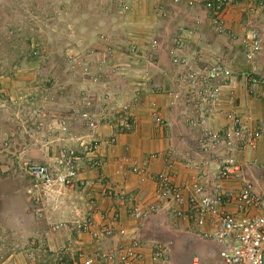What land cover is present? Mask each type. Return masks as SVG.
<instances>
[{
    "label": "crops",
    "instance_id": "1",
    "mask_svg": "<svg viewBox=\"0 0 264 264\" xmlns=\"http://www.w3.org/2000/svg\"><path fill=\"white\" fill-rule=\"evenodd\" d=\"M169 1H164V4L170 6H160L163 12L158 6L154 9L152 2H145L142 6L145 8L141 10L143 3H140L137 9L141 11L138 10L132 17L133 21L138 22L136 28L139 29L133 33L134 39L131 38L129 43L136 42L145 53L151 51L148 53L150 57L145 58L151 59L146 61L147 65L140 67L142 75L137 78L134 71L128 69V73H125L121 70L129 83L124 88H115L123 80V77H118L119 80H114L116 85L112 91L115 98H122L123 101L132 98L140 90V106L134 113L129 132H119V118L106 121L96 133L88 131L87 144L93 140H106L113 135L117 136V142L109 147L102 144L95 157L87 156V160L79 162V179L86 186L72 191L50 189L36 201L28 193L30 182L27 186L17 177H0V249L4 264H61L65 260L69 264H80L75 250L85 251L87 256L95 254L97 250L116 251L128 245L132 237L142 243L143 258L136 264H153V250L158 244L168 250L164 264H224L219 256V246L202 236L213 231L211 221L198 225L187 217H179L170 203L163 204L162 210L144 220H136L133 212L136 208L148 207L157 201V184L151 176L166 171L170 165L174 171V183L178 187H191L199 172L206 173L208 180L214 181L215 166L209 163V155L200 149L198 133L185 126L181 110L169 106L163 89L172 87L178 71L171 64L168 41L181 28L202 35L200 41L194 39L188 44V53L203 51L208 59L224 60L238 78L233 80L232 86L224 88L223 98L235 93L241 101V111L248 113L254 124H260L263 137L257 151L247 157L240 153H236V156L242 161L246 158L256 159L264 168V96L253 98L246 83L239 81V75L247 71L249 66L244 61L242 48L237 41L251 30L264 29V0H230L222 12L228 28L235 36L234 41L224 37L229 43L216 39L210 26L213 12L204 7L209 0H183L177 5ZM190 2L192 6L188 5ZM166 12L170 13L168 21L172 20L175 24L171 30L166 24L167 20L162 17V13ZM184 12L186 17L183 16ZM153 41H160L162 45L152 49ZM235 51L240 60L234 59ZM252 70L255 74L264 75V45ZM153 102L157 104L166 126L156 120L151 108ZM225 126L226 121L221 118H215L210 125L215 130ZM152 154L160 156L151 159L149 156ZM49 160L52 159L48 158L44 163ZM131 166H145L147 173L138 175L128 172L127 168ZM262 174L261 169L248 172L250 179L259 181L262 180ZM240 187L238 182L225 184L228 190H239ZM185 191L188 195L191 190L188 188ZM224 210L233 213L237 208L227 205ZM115 213L119 215L116 228L126 231L124 237L116 234L95 244L90 235L73 229L74 222L88 217H92L95 229H102L110 224V217ZM60 226L63 227L56 229ZM70 245L72 252L67 256L61 249ZM29 252L36 255V261L27 259L26 254Z\"/></svg>",
    "mask_w": 264,
    "mask_h": 264
},
{
    "label": "built area",
    "instance_id": "2",
    "mask_svg": "<svg viewBox=\"0 0 264 264\" xmlns=\"http://www.w3.org/2000/svg\"><path fill=\"white\" fill-rule=\"evenodd\" d=\"M174 1L178 4L184 2ZM228 3L230 0H209L205 2L204 7L213 12L210 26L215 34L234 41L235 36L222 16ZM188 5L192 6V2ZM194 39L200 41L202 35L181 28L168 41L171 64L178 71L172 87L163 89L168 97L169 106L181 110L185 126L198 133L197 142L200 149L209 155V163L215 166L214 181L208 180L206 173L199 172L194 177L191 187L186 185L178 187L174 183V171L170 165L166 171L151 176L157 184V201L148 207L136 208L133 217L136 220L147 219L162 210L163 204L170 203L179 217H187L198 225L207 221L212 222L213 231L202 236L219 246V256L224 264H264V168L256 159L246 158L242 161L236 156V153H240L247 157L257 151L263 130L260 124H254L248 113L241 111V101L235 93L226 99L223 98L224 88L232 86L233 80L238 79L229 65L219 58L208 59L203 51L187 52L190 46L188 44ZM237 41L242 48L244 61L249 66L247 71L239 75V81L246 83L247 90L253 98H260L264 96V75L255 74L252 69L264 45V29L251 30L240 36ZM159 45H162L160 41H153L151 48L156 49ZM130 52L134 63L137 64L142 59L140 57L142 51L133 47ZM139 95L140 90L132 98L118 104L122 116L120 133L131 130L134 113L140 106ZM91 106L92 102L87 101V113H82L80 119L91 133H96L105 118L94 114ZM151 108L154 110L156 120L166 126L157 104L151 103ZM215 118L226 121V126L223 129H212L210 125ZM61 126L64 131L67 130L65 122ZM116 142L117 136L113 135L103 141L83 143L82 152L64 151L49 163L20 159L18 168L24 171L30 182L28 193L33 200L39 201L40 195L50 189L72 191L80 186L85 187L86 185L79 179V162L82 159L87 160V156L95 157L102 144L109 147ZM78 154H82V157ZM159 156L160 154H152L149 158ZM255 169L262 170L261 181L249 178L248 172ZM127 171L138 175L147 173L145 166L142 168L131 166ZM229 182L240 183V189H226L225 184ZM188 188L191 191L187 195L185 190ZM227 205H235L237 210L229 213L224 210ZM110 220L108 226L97 230L92 217H88L83 221L74 222L73 229L78 233L90 235L95 244H100L103 239L112 238L116 234L126 236L124 229L116 228L119 215L113 214ZM1 245L0 241V248ZM61 252L69 256L72 246L63 247ZM74 252L80 264H136L143 258L142 243L136 237H132L128 245L116 251L97 250L90 256L82 250ZM167 252V248L160 244L154 246L153 264H164ZM26 255L29 261H36L34 253L29 252ZM3 258L0 249V264H4ZM61 264L69 263L65 260L61 261Z\"/></svg>",
    "mask_w": 264,
    "mask_h": 264
},
{
    "label": "rangeland",
    "instance_id": "3",
    "mask_svg": "<svg viewBox=\"0 0 264 264\" xmlns=\"http://www.w3.org/2000/svg\"><path fill=\"white\" fill-rule=\"evenodd\" d=\"M164 1L0 0V177H17L28 186L20 159L44 163L64 151L82 152L89 130L80 116L87 101L105 118L101 127L116 118L121 123L118 104L124 100L112 91L129 83L121 70L137 78L151 59H145L147 51L137 64L131 57V49L139 48L129 43L139 29L132 17L145 2L160 11L170 6ZM169 14L162 17L171 30ZM234 56L240 60L237 51ZM118 77L123 80L114 88Z\"/></svg>",
    "mask_w": 264,
    "mask_h": 264
}]
</instances>
